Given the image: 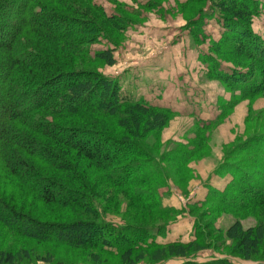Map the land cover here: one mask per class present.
<instances>
[{
    "label": "trees",
    "instance_id": "16d2710c",
    "mask_svg": "<svg viewBox=\"0 0 264 264\" xmlns=\"http://www.w3.org/2000/svg\"><path fill=\"white\" fill-rule=\"evenodd\" d=\"M83 1L0 0V234L114 255L120 264L187 259L208 246L201 239L199 217L190 240L162 244L157 238L176 220L155 225L125 221L115 228L99 215L110 212L118 199L106 189H122L129 206L144 213L181 215L184 208L164 204L172 193L163 162L184 163L200 145H177L160 158L149 152L142 143L145 136L163 128L174 112L123 90L117 77L83 67L84 56L113 66L118 45L108 30L121 35L129 28L121 13L108 14L94 0ZM177 3L196 6L186 20L194 43L202 42V19L214 10L224 29L199 54L203 76L230 91L229 98L216 99L213 118L192 117L194 127L206 128L240 100L264 92V40L250 29L257 6L253 0ZM208 5L209 15L204 11ZM100 36L112 47L93 49ZM213 52L243 67H228ZM111 127L121 136L111 135ZM218 170H230L224 189L212 184ZM203 188L206 193L190 208L252 206L262 211L253 226L233 221L224 233L232 253L253 260L264 248V130H254L234 147ZM16 190L26 192L25 204L15 198ZM98 254H91V264H101ZM27 256L0 248V264H18ZM185 264L240 263L225 257Z\"/></svg>",
    "mask_w": 264,
    "mask_h": 264
},
{
    "label": "rangeland",
    "instance_id": "374dc122",
    "mask_svg": "<svg viewBox=\"0 0 264 264\" xmlns=\"http://www.w3.org/2000/svg\"><path fill=\"white\" fill-rule=\"evenodd\" d=\"M94 1L102 5L108 14H114L116 11L121 13V17L124 15L123 17L129 21V28L121 35L113 30H108L110 38L118 45L114 55L117 62L113 66H100L99 63H93L84 56L82 58L83 67L97 70L106 76H110V74L119 76L117 72L126 69L120 79L118 78L123 90L132 91L137 95L144 93L146 96L151 92L149 98L155 96L161 99L160 102L165 101L167 97L169 101L167 105H170L169 108L174 112V115L167 120L163 128L149 133L142 142L156 158L172 152L177 145H193L194 143L200 145L199 150L184 163L163 162L172 193L169 198L164 199V204L178 209L184 208L181 215L175 217L167 214L144 213L129 206V198L122 189H106L108 193L117 195L118 199L110 204V212L99 213V215H102L103 221L112 224V227L120 226L125 221L133 224L155 225L176 220L175 224L166 228L165 234L157 238L156 241L162 244L190 240L194 235L195 216L199 217L198 228H200L202 242L208 245L206 249L187 259L168 258L161 263H152L144 259L138 264H185L190 260L207 261L225 257L240 264H264V248L253 260L244 261L230 251L231 244L224 235L226 228L233 221H239L244 228L253 226L259 219H262L261 210L252 206L216 209V206L213 205L192 209L188 205L202 199L206 193V189L203 188L205 182L211 173L220 168L234 147L243 143L254 130H264V92L240 100L231 108L227 116L217 123L206 128L194 127L195 123L192 117L213 118L217 113L214 109L216 99L218 97L227 99L230 96V91L223 83L218 80H208L203 76L204 67L199 66L200 61L197 59L198 51H206L207 48H210V38L218 39L224 31L216 10L213 13L212 9H209V5L204 9L206 14L213 13V15L205 16L202 19V32L199 34L202 42L196 44L190 37H184L185 33H190L189 29H191V26H187L186 20L193 17L191 10L196 7L194 4L179 6L177 3H185L186 0ZM147 1H151L153 4L149 8L142 6ZM253 1L257 6V15L252 20L250 29L264 40V0ZM79 2L84 5L83 0H79ZM203 35L205 36L204 40ZM107 47L112 46L100 36L92 48L102 50ZM213 53L228 67H243L240 63L232 62L231 56L222 57L218 56L217 52ZM172 54H175L182 64L188 63V72L191 73L189 81L186 74L183 73L184 70L178 68L176 58H173ZM168 56L172 57L173 66L177 67L169 64L170 67L163 66L161 72L159 63H164V59L166 60ZM148 59L159 61L155 64L159 65L156 70L160 72L153 74L154 79L160 81L156 86H148L147 81L137 80L135 76L139 72H143L137 67L146 64ZM144 75L145 79L153 77L149 76L148 72ZM179 76L183 77L178 79ZM196 84L204 89L203 97L205 98V101L202 104L199 103L198 106L195 105L196 99L200 98L202 93L198 91ZM107 130L115 137L121 136V133L114 130L113 127L107 128ZM223 174L226 176L224 177ZM230 175V170H226V172L218 170L217 176L213 180L214 185L224 189V186L220 185L222 182L228 183L231 180ZM10 186L11 184L9 186L4 184L2 187L7 189ZM160 191L164 192L166 189L163 188ZM16 194L15 198L22 202L20 205L25 204L28 198L26 192L16 190ZM30 207L34 208L31 203ZM2 233V235L0 234L1 249H17L27 253V258L18 264H91V254H98L85 248H71L52 242L40 243L18 238L10 232ZM98 255L101 264H120L117 256L102 253ZM47 259L49 262L45 261Z\"/></svg>",
    "mask_w": 264,
    "mask_h": 264
},
{
    "label": "crops",
    "instance_id": "0c3cea01",
    "mask_svg": "<svg viewBox=\"0 0 264 264\" xmlns=\"http://www.w3.org/2000/svg\"><path fill=\"white\" fill-rule=\"evenodd\" d=\"M181 31H182V29H180ZM185 35L186 36H184V37H190L191 38V40H193L192 39V37L188 34V33H185ZM179 39V38H178ZM192 42H194V41H192ZM202 52H204V51H198V53H197V59L199 60V54H201ZM173 55V58L175 57L176 58V55L175 54H172ZM184 55H185V53H184ZM185 57V56H184ZM157 59H155V60H151V59H148L147 60V63L146 64H141V65H139V67H137L138 69H140V70H143V72L141 71V72H139L137 75H135L136 76V79L137 80H144V81H147L148 82V86H156V84L157 83H159L160 81H157V79H154V76H153V74H156L157 72H160V71H157L156 70V68L159 66L158 64H155V63H159V61H156ZM200 61V60H199ZM117 62V61H116ZM176 63H177V65H178V68H180V69H183L184 71H183V73L184 74H186V77L188 78L187 80L189 81L190 79H191V77H190V75H191V73L190 72H188L189 71V66H188V63H181V62H179V60L176 58ZM160 65H161V68H159V69H161V72H162V70H163V66H169V64L170 65H174L173 64V61H172V57L170 56V58H169V56H168V58L165 60L164 59V63H159ZM199 64V66L200 67H204L203 68V71H204V69H205V66L201 63V62H199L198 63ZM170 67V66H169ZM173 67H177V66H173ZM124 71H126V69H122V70H120V71H118L117 72V74L119 75V76H113V75H111L110 74V76H113V77H117V78H119L120 79V77H121V75H122V73L124 72ZM148 72V75L150 76V75H152L153 77L151 78H149V77H147V79H145V75H144V73H147ZM150 73V74H149ZM117 74H115V75H117ZM183 76H179L178 77V79H180V78H182ZM181 81V80H180ZM163 87V86H162ZM179 86H177V88H178ZM183 88H184V86H183ZM196 88H198V91H200L202 94V96L200 97V98H197L196 99V106H198L199 105V103H203L204 101H205V98L203 97V90L204 89H202V87H200V85L199 84H196ZM179 89H181L180 87H179ZM151 90V89H150ZM181 90H183V89H181ZM150 92V91H149ZM140 96H143L144 98H146V100L149 102V103H151V104H154V105H159V106H168V107H170V105H167V104H169V101H168V99H167V97H166V99H165V101H163L162 100V102H160L159 100H161V99H159V98H157V97H153V98H149V96H151V92H150V94L149 93H147V96H146V94H144V93H140L139 94ZM187 98V97H186ZM204 98V99H203ZM155 100V101H154ZM167 100V101H166ZM177 104H178V102H177ZM190 104V103H189ZM216 177V176H215ZM214 177V178H215ZM214 178H213V180H214ZM213 180H212V184L214 185V183H213ZM216 186V185H215ZM220 186H222V185H220Z\"/></svg>",
    "mask_w": 264,
    "mask_h": 264
}]
</instances>
